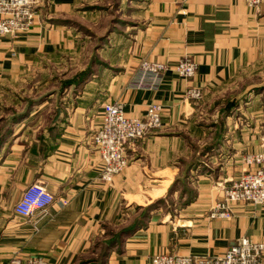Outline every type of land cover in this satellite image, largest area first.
<instances>
[{
	"label": "crops",
	"instance_id": "crops-1",
	"mask_svg": "<svg viewBox=\"0 0 264 264\" xmlns=\"http://www.w3.org/2000/svg\"><path fill=\"white\" fill-rule=\"evenodd\" d=\"M45 2L30 31L0 36V264L38 254L48 264H84L115 233L103 264L220 256L241 237L264 243V202L210 215L246 169L245 156L264 153V1ZM183 57L196 63L190 78L174 71ZM66 58L87 75L58 104L43 99L38 109L52 113L38 124L33 109L13 119L24 107L18 82ZM142 60L164 64L156 88L132 86ZM193 86L200 99L185 96ZM109 101L129 116H143L151 102L162 110L161 126L123 144L127 165L104 181L89 135ZM226 101L234 103L227 110ZM33 182L54 201L18 216L14 205Z\"/></svg>",
	"mask_w": 264,
	"mask_h": 264
},
{
	"label": "built area",
	"instance_id": "built-area-1",
	"mask_svg": "<svg viewBox=\"0 0 264 264\" xmlns=\"http://www.w3.org/2000/svg\"><path fill=\"white\" fill-rule=\"evenodd\" d=\"M264 0H246L249 5L256 6ZM45 0H0V36L15 37L32 29L40 19V8L45 6ZM165 69L162 63L140 62L132 86L137 88H156L160 72ZM196 63L189 57H183L174 65V71L183 78L195 74ZM185 96L200 99L202 90L199 87H189ZM161 104H148L143 116H129L120 102H104L102 118L99 126L89 135V142L98 151L102 166L100 178L111 181L113 175L122 171L127 165L128 157L123 144H128L141 138L161 126ZM247 164L237 177L231 178L224 188L223 198L215 203L210 215L229 218L232 215L231 206L235 203L258 205L264 202V153L245 156ZM54 196L43 184L33 182L27 185L14 205L18 216L28 217L36 211H44L52 202ZM264 243L241 237L231 244L224 254L209 256L200 254H155L151 264H264ZM13 264H21L18 259H12ZM22 264H48L43 255H33Z\"/></svg>",
	"mask_w": 264,
	"mask_h": 264
},
{
	"label": "rangeland",
	"instance_id": "rangeland-1",
	"mask_svg": "<svg viewBox=\"0 0 264 264\" xmlns=\"http://www.w3.org/2000/svg\"><path fill=\"white\" fill-rule=\"evenodd\" d=\"M75 61L69 58H66L62 61H48L38 67H34L31 71H28L27 78L23 77V81H19L17 85V91L24 97V99H18L20 103H18V108L21 106L28 105L27 100H31L28 110L33 109L36 110L33 114L35 121L33 120L32 124H38L39 116L49 115L51 110L46 112L45 115L42 114L43 107L38 109L40 102L43 99H46L47 102L52 104H58L59 96L63 94L65 96L66 92L70 91V88H73L77 85H65L62 86L64 80H68L76 77L78 74L84 71V69H78V67L74 66ZM50 94L52 96H50ZM48 95V96H47ZM66 100V99H63ZM49 104V105H50ZM57 110V107L55 108ZM52 113V112H51ZM57 112L52 117L56 119ZM42 118V117H41ZM115 233L113 236H115ZM112 236V237H113ZM103 241L100 243V247L97 251L96 258L93 260H89L84 264H103L104 263V255H102V247ZM102 255V256H101Z\"/></svg>",
	"mask_w": 264,
	"mask_h": 264
},
{
	"label": "trees",
	"instance_id": "trees-1",
	"mask_svg": "<svg viewBox=\"0 0 264 264\" xmlns=\"http://www.w3.org/2000/svg\"><path fill=\"white\" fill-rule=\"evenodd\" d=\"M88 73V70H84L83 72H81L80 74H78L76 77L74 78H71V79H68V80H64L62 83V86H65V85H71V84H75V83H78L82 78H84L85 75H87ZM28 101V105L26 104L22 110H20L17 114H14L13 115V119L15 118H21L23 117L27 111H28V107H29V104L31 102V100H27ZM233 102H230V101H226L224 103V108L227 110L229 107H232L233 106ZM3 138V134L2 136H0V141L1 139ZM118 234H116L115 236H113L111 239H108V240H105L103 242V247H102V255H104L106 253V248L111 245L117 238H118ZM101 255V256H102Z\"/></svg>",
	"mask_w": 264,
	"mask_h": 264
}]
</instances>
